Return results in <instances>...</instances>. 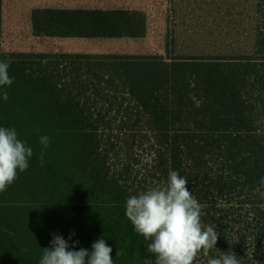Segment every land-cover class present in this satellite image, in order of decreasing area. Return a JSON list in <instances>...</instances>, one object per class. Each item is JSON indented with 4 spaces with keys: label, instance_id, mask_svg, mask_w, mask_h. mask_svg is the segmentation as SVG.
<instances>
[{
    "label": "trees",
    "instance_id": "1",
    "mask_svg": "<svg viewBox=\"0 0 264 264\" xmlns=\"http://www.w3.org/2000/svg\"><path fill=\"white\" fill-rule=\"evenodd\" d=\"M2 20L0 0V60L14 78L7 101L0 89V127L15 128L33 156L0 193V264H39L54 233H75V250L104 238L114 264H154L125 205L169 171L188 178L202 224L219 234L193 264L225 252L264 264V59L177 54L169 43L168 58L6 49ZM143 123L151 162L129 140Z\"/></svg>",
    "mask_w": 264,
    "mask_h": 264
},
{
    "label": "rangeland",
    "instance_id": "2",
    "mask_svg": "<svg viewBox=\"0 0 264 264\" xmlns=\"http://www.w3.org/2000/svg\"><path fill=\"white\" fill-rule=\"evenodd\" d=\"M1 1L6 49L158 53L168 58L169 43L177 54L264 59V0ZM144 124L133 127L129 140L136 156L151 162L155 140L150 132L139 134Z\"/></svg>",
    "mask_w": 264,
    "mask_h": 264
},
{
    "label": "clouds",
    "instance_id": "3",
    "mask_svg": "<svg viewBox=\"0 0 264 264\" xmlns=\"http://www.w3.org/2000/svg\"><path fill=\"white\" fill-rule=\"evenodd\" d=\"M10 60H0V89L4 101L9 98L5 86L10 87L14 78L9 75ZM43 150L39 159L44 160L51 141L40 136ZM33 149L18 138L15 128L0 127V193L17 179L18 172L29 168ZM188 178L178 171H169L166 183L148 188L126 199V217L137 234L142 235L147 251L155 255L154 264H193L202 252L209 257L216 247L219 234L213 226L201 222L202 205L187 187ZM75 233L69 235L71 240ZM63 236L53 234L51 247H45L39 264H114L113 249L104 238L92 244V251L75 250ZM70 248L72 250H70ZM116 255H123L117 251ZM87 258V259H86ZM144 264H153L145 259ZM206 264H240L235 254L225 252L219 258H208Z\"/></svg>",
    "mask_w": 264,
    "mask_h": 264
}]
</instances>
